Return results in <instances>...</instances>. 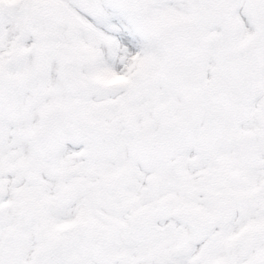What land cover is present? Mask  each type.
Here are the masks:
<instances>
[{"label":"snow or ice","instance_id":"1","mask_svg":"<svg viewBox=\"0 0 264 264\" xmlns=\"http://www.w3.org/2000/svg\"><path fill=\"white\" fill-rule=\"evenodd\" d=\"M0 264H264V0H0Z\"/></svg>","mask_w":264,"mask_h":264}]
</instances>
